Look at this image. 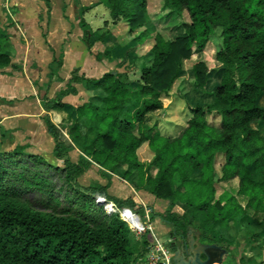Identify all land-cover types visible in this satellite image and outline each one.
I'll return each instance as SVG.
<instances>
[{
    "label": "trees",
    "instance_id": "trees-1",
    "mask_svg": "<svg viewBox=\"0 0 264 264\" xmlns=\"http://www.w3.org/2000/svg\"><path fill=\"white\" fill-rule=\"evenodd\" d=\"M102 3L149 43L148 62L136 79L129 72L95 81L74 76L69 87L86 80L96 92L94 102L77 108L61 103L68 90L56 100L43 98L47 110L68 112L60 125L46 118L62 167L23 147L0 151V264H138L150 238H135L128 223L96 199L122 208L136 203L110 196L109 186L82 185L80 177L94 165L109 177L137 174L138 190L170 200L159 216L172 225V237L185 239L193 227L203 242L229 249L234 223L263 249L264 0H163V11L183 18L186 34L175 40L149 28V0ZM217 36L221 68L211 101L191 107L177 136L158 133L149 115L164 109L196 47L203 52ZM9 48L8 33L0 29V68L11 64ZM194 71L197 86L207 89V62L195 63ZM144 144L153 154L149 163L139 155ZM74 148L83 153L79 162L70 157ZM234 179L239 187L231 192L224 183ZM30 194L39 197L38 207Z\"/></svg>",
    "mask_w": 264,
    "mask_h": 264
},
{
    "label": "crops",
    "instance_id": "crops-1",
    "mask_svg": "<svg viewBox=\"0 0 264 264\" xmlns=\"http://www.w3.org/2000/svg\"><path fill=\"white\" fill-rule=\"evenodd\" d=\"M35 1L38 7L31 9L25 0H0V29L8 33L9 51L12 55L11 64L0 68V132L1 137L8 136V133H13L9 127L10 123H20L42 150L39 152L37 148L29 152L28 144L25 143L17 144L15 149L23 147L25 153L42 156L50 164L59 166L56 163L59 160L54 154L56 142L48 131L46 118L49 117L55 124L60 125L68 116V112L59 108L47 110L43 98L56 100L63 91L68 90V94L61 97L62 104L77 108L94 102L96 92L86 80H99L106 73L115 70L110 71L103 63L104 58L99 55L100 52H96L100 43L89 47L85 40L84 25L94 32L102 25L101 1ZM196 57L198 55L194 54L193 58ZM218 67L221 68L220 63ZM74 76L86 80L74 82L69 87ZM217 84L218 82L214 86ZM11 116L16 119L10 120ZM165 133L172 134L170 131ZM75 151L78 152L76 159L73 157ZM82 154L79 148H74L70 157L72 161L79 162ZM82 176L79 179L81 184ZM96 183L109 186V195L120 199L117 192L128 193L127 184L130 187H134V184L137 188L138 177L134 174L129 179H122L118 175L109 177L102 172L100 181ZM146 194L143 200L130 193L139 208L149 207L158 214L164 213L171 204L170 200L159 199L148 192ZM158 221L160 224L154 230L161 236L173 229L171 224L161 218ZM230 235L237 241V247L239 244L244 245L245 252H239L238 248L228 249L229 254L224 257L222 264H264V248L258 249L255 244L250 243L247 238L248 231L238 229L236 224L232 223Z\"/></svg>",
    "mask_w": 264,
    "mask_h": 264
},
{
    "label": "rangeland",
    "instance_id": "rangeland-1",
    "mask_svg": "<svg viewBox=\"0 0 264 264\" xmlns=\"http://www.w3.org/2000/svg\"><path fill=\"white\" fill-rule=\"evenodd\" d=\"M99 1H101V4H103V0ZM25 3L30 4L29 6L31 9H36L38 7L35 0H25ZM101 6L103 8L102 25L98 27L95 32L86 25L83 26L86 31V43L89 47L94 44L98 45L100 43L99 47L96 49V52H100L99 55L104 58L103 63L109 67L110 71L115 70L119 73L129 72L131 76L136 79L139 77L140 70L148 62V54L151 47L147 41L142 43L141 40L136 39V35L130 33V27L126 22L115 21L112 18L109 9L104 4ZM148 9L149 15H147V21L151 30L161 32L169 40H175L177 37L186 34V30L183 26V18L178 14H170V11H163V0H149ZM185 19H189L187 14ZM220 44V38L218 36L213 37L203 52H201L196 47L195 55H198V57H192L191 59L185 61L183 75L176 82V85L170 96L164 99V106L166 104L167 107H164V109H162L163 111L159 110L157 112L151 113L148 117L150 125L158 126L156 130L158 133L166 135L165 132L170 131L172 134H167L166 136H177L178 132L183 128L184 125H187V121L192 116L191 107H195L198 104H206L211 101L212 94L210 90H212L214 84L218 82L217 72L219 70V63L216 60V52ZM102 58L100 59L102 60ZM201 60H205L207 62V65L211 71L210 79L212 78V80L209 82V87L207 89L199 88L196 83L194 65ZM93 94L95 93H92V95ZM262 104L264 105V99L262 100ZM56 118L57 117H55V120H57ZM15 119L16 118L13 116L10 118L12 121ZM9 127L12 128L13 133L10 131L11 133H8V136L1 137L0 132V151H13L17 144L25 143L28 144L27 150L29 152H32L31 150L37 148V151L41 152L42 149L37 146V141L28 136L23 125H20L18 122H11ZM45 154L48 155L47 152H45ZM139 155L141 160L145 163H149L153 158L148 144H144L140 148ZM77 156L78 152L75 151L73 153V157L76 159ZM223 162L224 156L219 155L217 165L218 170L220 169V166ZM56 163H58L59 166H63V163L60 161ZM102 172L103 171L99 166L94 165L89 171L86 172V174H84V176H82V184L88 186L99 182L100 174ZM132 186L135 187L134 184H132ZM224 186L229 191L236 192L239 187V180L234 179L230 182L224 183ZM134 187H130L127 184V190H129L128 193L117 192V195L120 196V200L129 199L130 196V198L135 196L145 200L147 191L142 190V192H139L136 187L135 189H132ZM130 193L133 194V196L130 195ZM30 199H32L34 204H36L35 207L39 206V197H36L35 194H30ZM120 208L131 209L134 213L140 216L142 223L148 222V224L153 228V233L151 230L141 233L139 228H134V230H132L135 238L140 239L144 236H148L151 241L148 251L139 258L138 264H152L151 256L159 242L162 243L165 248L171 249V241L173 238L171 233L173 229L170 232H165V235L163 236L154 230V228L160 224L158 221L160 218L158 213H155L149 207L139 208L137 205L136 207L127 206ZM118 215L121 217L120 214ZM153 236L155 240L153 239ZM227 245L229 246L230 250H235L238 248L239 252H245L244 245L239 244L237 247V241L235 240L228 242ZM236 264L238 263L236 262Z\"/></svg>",
    "mask_w": 264,
    "mask_h": 264
},
{
    "label": "water",
    "instance_id": "water-1",
    "mask_svg": "<svg viewBox=\"0 0 264 264\" xmlns=\"http://www.w3.org/2000/svg\"><path fill=\"white\" fill-rule=\"evenodd\" d=\"M171 248L174 264H222L224 257L229 254V250L220 244L203 242L193 227L185 239L173 237Z\"/></svg>",
    "mask_w": 264,
    "mask_h": 264
},
{
    "label": "built area",
    "instance_id": "built-area-1",
    "mask_svg": "<svg viewBox=\"0 0 264 264\" xmlns=\"http://www.w3.org/2000/svg\"><path fill=\"white\" fill-rule=\"evenodd\" d=\"M96 202L98 204H103L105 210L109 214H120L122 219L127 222L130 225L131 230H134V228H139L141 233L147 232L149 230L153 233V228L151 225L148 224V222L141 221V218L138 214L134 213L131 209L123 208L121 209L118 204L114 201L108 200L106 197H98L96 199ZM128 212H132L136 215L138 220L141 222V226L134 225L129 219H128ZM154 235V234H152ZM153 239L155 240L154 236ZM159 242V240H158ZM152 264H174L173 261V251L172 248L168 249L165 248L162 243L159 242L158 245H156V249L154 250L152 256H151Z\"/></svg>",
    "mask_w": 264,
    "mask_h": 264
},
{
    "label": "bare ground",
    "instance_id": "bare-ground-1",
    "mask_svg": "<svg viewBox=\"0 0 264 264\" xmlns=\"http://www.w3.org/2000/svg\"><path fill=\"white\" fill-rule=\"evenodd\" d=\"M128 219L136 226H141V222L138 220L136 215L132 212H128Z\"/></svg>",
    "mask_w": 264,
    "mask_h": 264
}]
</instances>
